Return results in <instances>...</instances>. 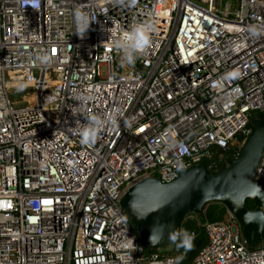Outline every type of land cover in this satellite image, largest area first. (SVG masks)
<instances>
[{
    "label": "built area",
    "instance_id": "1",
    "mask_svg": "<svg viewBox=\"0 0 264 264\" xmlns=\"http://www.w3.org/2000/svg\"><path fill=\"white\" fill-rule=\"evenodd\" d=\"M137 23L154 25L152 44L125 67L114 41ZM249 25L264 29V0H0V264H180L144 254L119 202L146 177L239 154L264 112V35ZM19 83L35 104L15 106ZM113 114L118 126L81 144L87 117ZM254 179L264 185V152ZM203 231L191 264H264V241L248 250L227 210Z\"/></svg>",
    "mask_w": 264,
    "mask_h": 264
},
{
    "label": "water",
    "instance_id": "2",
    "mask_svg": "<svg viewBox=\"0 0 264 264\" xmlns=\"http://www.w3.org/2000/svg\"><path fill=\"white\" fill-rule=\"evenodd\" d=\"M252 133L234 159H225L213 174L203 161L180 171L170 182L149 176L130 187L120 207L133 226L144 254L172 252V236L185 217L200 216L205 204L215 202L235 218L241 242L248 250L264 241V185L254 179L264 152V112L251 118ZM250 200L253 208L246 206Z\"/></svg>",
    "mask_w": 264,
    "mask_h": 264
},
{
    "label": "clouds",
    "instance_id": "3",
    "mask_svg": "<svg viewBox=\"0 0 264 264\" xmlns=\"http://www.w3.org/2000/svg\"><path fill=\"white\" fill-rule=\"evenodd\" d=\"M74 22L77 29V34L86 33L91 24L87 13L80 10L74 12ZM154 31V25L151 23H137L129 30L125 31L123 35L117 37L114 41L115 48L120 52V63L125 67H132L136 64L141 54L146 51L152 44L151 33ZM249 36L252 38H258L264 35V29L258 28L256 25H249L247 28ZM37 65L45 66L51 63V57L47 52L37 53L31 57ZM233 73H228L230 78ZM26 85L19 83L17 85V91H22ZM77 99L92 100V96L77 97ZM87 124L80 129V142L83 145L95 144L99 133L108 124L113 127L118 126V119L115 114L111 116L101 117L92 115L86 118ZM133 118L124 120L125 127H131ZM193 239L186 231H177L172 240L177 244V247L190 248L191 240Z\"/></svg>",
    "mask_w": 264,
    "mask_h": 264
},
{
    "label": "trees",
    "instance_id": "4",
    "mask_svg": "<svg viewBox=\"0 0 264 264\" xmlns=\"http://www.w3.org/2000/svg\"><path fill=\"white\" fill-rule=\"evenodd\" d=\"M250 127L253 129L251 124H250ZM237 140L239 143H241L243 141V137L239 136L237 137ZM214 150L216 154L213 159L214 161H217L218 156L221 153H225V152L219 149H214ZM237 156L238 155H236V157ZM236 157H231L230 159H234ZM205 163L208 165L207 161H205ZM219 169H220V165H219ZM219 169L212 170L211 172L215 174L217 173ZM246 206L250 209L253 208L252 202L248 199L246 200ZM225 214H226L225 207L215 202L205 204L200 216H197L194 213L188 214L185 217L181 228L187 230L189 233L194 232L196 234V236L191 240V247L190 248L177 247V244H176L172 252L162 254L160 255V257L168 256V255L182 256L180 260V264H191L194 257L197 255L199 250L206 244V241H207L206 236L203 231V224L206 222L222 221L224 219ZM185 250H186V253L183 255V251Z\"/></svg>",
    "mask_w": 264,
    "mask_h": 264
},
{
    "label": "rangeland",
    "instance_id": "5",
    "mask_svg": "<svg viewBox=\"0 0 264 264\" xmlns=\"http://www.w3.org/2000/svg\"><path fill=\"white\" fill-rule=\"evenodd\" d=\"M199 1V0H198ZM238 0H222V6L226 3L236 5ZM206 6V4H204ZM37 91L31 87H25L22 91L11 90L12 100L17 102L15 106L33 105L36 103Z\"/></svg>",
    "mask_w": 264,
    "mask_h": 264
},
{
    "label": "bare ground",
    "instance_id": "6",
    "mask_svg": "<svg viewBox=\"0 0 264 264\" xmlns=\"http://www.w3.org/2000/svg\"><path fill=\"white\" fill-rule=\"evenodd\" d=\"M41 92V90L39 91V93Z\"/></svg>",
    "mask_w": 264,
    "mask_h": 264
}]
</instances>
